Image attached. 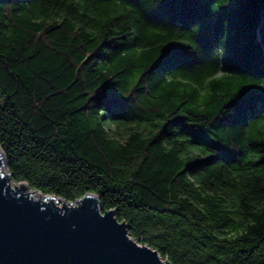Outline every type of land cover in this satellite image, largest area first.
Returning a JSON list of instances; mask_svg holds the SVG:
<instances>
[{
  "label": "trees",
  "instance_id": "trees-1",
  "mask_svg": "<svg viewBox=\"0 0 264 264\" xmlns=\"http://www.w3.org/2000/svg\"><path fill=\"white\" fill-rule=\"evenodd\" d=\"M162 2L0 0L8 171L67 202L96 195L171 264H264V95L229 107L237 81L260 80L264 0H196L150 22Z\"/></svg>",
  "mask_w": 264,
  "mask_h": 264
},
{
  "label": "water",
  "instance_id": "water-1",
  "mask_svg": "<svg viewBox=\"0 0 264 264\" xmlns=\"http://www.w3.org/2000/svg\"><path fill=\"white\" fill-rule=\"evenodd\" d=\"M13 183L0 148V264H171L131 239L96 195L72 203Z\"/></svg>",
  "mask_w": 264,
  "mask_h": 264
},
{
  "label": "snow or ice",
  "instance_id": "snow-or-ice-1",
  "mask_svg": "<svg viewBox=\"0 0 264 264\" xmlns=\"http://www.w3.org/2000/svg\"><path fill=\"white\" fill-rule=\"evenodd\" d=\"M213 2H216V0H213ZM227 2V0H226ZM136 3L138 4L139 7L143 8V5L140 4V0H136ZM200 6L196 0H163V2L155 9V11L149 13L147 15V19L150 22H161L162 21V16L161 13L164 12L166 9H175L177 7L180 8H194ZM232 4L228 3V8H231ZM227 9H225L226 11ZM99 47V45H97ZM191 47L195 48V44H191ZM96 49H93L95 52ZM250 76H257L259 75L260 80H250L248 84L244 83V80L241 79L237 81L239 84V87L236 89V92L238 95L232 97V105H229V107H233L234 105L238 104L241 102V100L249 95L253 91V87L258 88L261 90V94L264 95V63H262V66L257 73L256 71L248 73ZM140 79V74L137 75V77L133 80V86L135 87L137 84V81ZM106 94L104 90L102 89L99 93L96 94L94 103H96L98 106H105L106 101H107ZM113 104H127L129 101L128 100H121L119 97H115L111 101ZM227 103V102H226ZM201 115L207 116L208 113H202ZM260 128H264V122H261V124L258 125ZM188 135L192 136L197 143H201V135H202V130L198 129H188L187 130ZM206 135V134H204ZM209 147H217L216 145H209ZM214 153L209 152V155H213ZM228 239H231L229 237ZM143 254V253H142Z\"/></svg>",
  "mask_w": 264,
  "mask_h": 264
},
{
  "label": "bare ground",
  "instance_id": "bare-ground-1",
  "mask_svg": "<svg viewBox=\"0 0 264 264\" xmlns=\"http://www.w3.org/2000/svg\"><path fill=\"white\" fill-rule=\"evenodd\" d=\"M17 187H19V185H18ZM61 204H62V203H61L60 201H58V206H61Z\"/></svg>",
  "mask_w": 264,
  "mask_h": 264
},
{
  "label": "rangeland",
  "instance_id": "rangeland-1",
  "mask_svg": "<svg viewBox=\"0 0 264 264\" xmlns=\"http://www.w3.org/2000/svg\"><path fill=\"white\" fill-rule=\"evenodd\" d=\"M13 185L16 186V187L18 186V185H16L15 183H13Z\"/></svg>",
  "mask_w": 264,
  "mask_h": 264
}]
</instances>
